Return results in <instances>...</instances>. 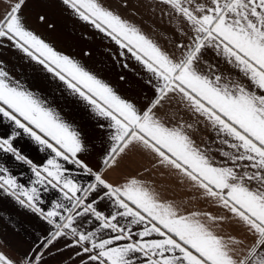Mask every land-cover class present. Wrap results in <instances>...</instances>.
<instances>
[{"label":"snow or ice","instance_id":"6c2138e0","mask_svg":"<svg viewBox=\"0 0 264 264\" xmlns=\"http://www.w3.org/2000/svg\"><path fill=\"white\" fill-rule=\"evenodd\" d=\"M43 2L0 0V49L41 81L0 60V197L46 225L0 264H264V0H47L105 42L118 84L37 32ZM35 22L55 31L45 7ZM132 153L144 165L113 179Z\"/></svg>","mask_w":264,"mask_h":264},{"label":"crops","instance_id":"0c3cea01","mask_svg":"<svg viewBox=\"0 0 264 264\" xmlns=\"http://www.w3.org/2000/svg\"><path fill=\"white\" fill-rule=\"evenodd\" d=\"M40 7L47 8L51 19L56 25L55 31L49 32L35 22V14L40 10ZM27 14L30 23L37 32L40 33L43 38L53 43L58 50L70 53L78 52L81 47L93 50L95 56L92 60L87 61L89 66L93 68V70H102L100 71L101 75L111 83L118 84L117 73L119 72V68L103 54L102 49L105 46V42L97 33L88 29L78 20L73 19L62 6L58 3L49 5L47 0H44L41 5L34 6ZM145 19H147L146 15ZM81 34L87 36L88 39H81ZM113 50H115L114 46ZM0 60L4 62L13 76L26 82L28 87L41 85L39 73L36 72V66L28 62L21 53L9 48L0 49ZM59 107L63 109L68 119L74 120L78 125L87 126L90 129L91 121H89L87 113L81 107L73 105L70 101H61ZM101 143V139L96 140L97 147H99ZM20 146L30 158H33L38 163L41 158L46 155L44 152H35L34 149L37 146L26 137L20 141ZM144 163L145 161L141 156L132 153L125 159L120 169L111 173V177L117 179L122 175L134 173L141 168ZM12 171L18 175V178L22 182H27L28 178L31 176L27 166L17 164L12 168ZM81 179L83 180L84 178ZM0 213H4L7 217H11L13 223L19 229L18 232H13L10 230V225L0 223V242H2L0 246H3L4 250L9 252V254L18 258L17 250L24 251L30 247L31 241L35 239L36 236L43 233L46 225L30 212L21 209L7 197H0ZM52 264H59V262L52 261Z\"/></svg>","mask_w":264,"mask_h":264}]
</instances>
